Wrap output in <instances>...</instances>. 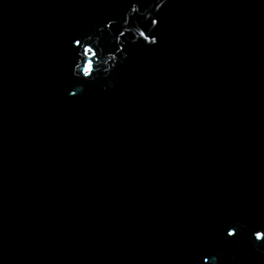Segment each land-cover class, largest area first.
<instances>
[{
  "label": "water",
  "instance_id": "1",
  "mask_svg": "<svg viewBox=\"0 0 264 264\" xmlns=\"http://www.w3.org/2000/svg\"><path fill=\"white\" fill-rule=\"evenodd\" d=\"M159 2L0 0V264H264V0Z\"/></svg>",
  "mask_w": 264,
  "mask_h": 264
},
{
  "label": "snow or ice",
  "instance_id": "2",
  "mask_svg": "<svg viewBox=\"0 0 264 264\" xmlns=\"http://www.w3.org/2000/svg\"><path fill=\"white\" fill-rule=\"evenodd\" d=\"M163 2H164V0H160V2L157 3L156 7L159 8V7L161 6V4H163ZM136 11H137V8H136L135 6H133V7L131 8L130 12L128 13V15H131L132 13H135ZM110 23H111V21H109L108 23H106V24L104 25V27H105V28H108ZM124 23H125V24L128 23V19H127V17H125ZM156 23H157L156 20H152V25H153V26H155ZM126 31H128L127 28H125L124 31L120 32L119 35L116 36L115 39H116V42H117L118 45H119V43H120V37L123 36V35H124V32H126ZM137 37L143 39V41H144L146 44H155V43H156V40H155V39H149V37L146 36L145 33H144L143 31H138V33H137ZM76 43H79V41H76ZM116 51L119 52V51H120V48L117 47V48H116ZM83 53H84L85 55H89V54H90V55H94L92 49H91V48H87V47L83 48ZM89 57H90V56H89ZM111 59L114 60L115 57L112 56ZM76 69L79 70V74H80L82 77H84V78H88V77H90V73L93 71V65H92V63H90V62H85V63H83V66H81V64L77 63V64H76ZM74 74H75V73H74ZM69 95H73V93H69ZM226 235H227L228 237H232V236L234 235V233H233V231H228V232L226 233ZM253 235H255V238H256L257 240L260 241V240L262 239V236H264V233H262V232H260V231H255V232L253 233Z\"/></svg>",
  "mask_w": 264,
  "mask_h": 264
},
{
  "label": "clouds",
  "instance_id": "3",
  "mask_svg": "<svg viewBox=\"0 0 264 264\" xmlns=\"http://www.w3.org/2000/svg\"><path fill=\"white\" fill-rule=\"evenodd\" d=\"M229 231H232V230H229ZM253 238H254L255 241H259V240H257V239L255 238V235H253Z\"/></svg>",
  "mask_w": 264,
  "mask_h": 264
}]
</instances>
